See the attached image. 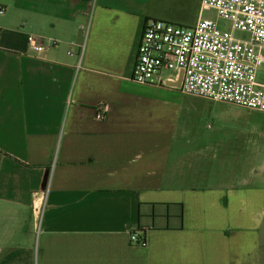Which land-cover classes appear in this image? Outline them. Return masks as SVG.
Returning <instances> with one entry per match:
<instances>
[{"label": "crops", "instance_id": "1", "mask_svg": "<svg viewBox=\"0 0 264 264\" xmlns=\"http://www.w3.org/2000/svg\"><path fill=\"white\" fill-rule=\"evenodd\" d=\"M169 3L0 0V264H264L261 141L220 123L238 105L132 80Z\"/></svg>", "mask_w": 264, "mask_h": 264}, {"label": "built area", "instance_id": "2", "mask_svg": "<svg viewBox=\"0 0 264 264\" xmlns=\"http://www.w3.org/2000/svg\"><path fill=\"white\" fill-rule=\"evenodd\" d=\"M215 9L231 23L222 29L204 13ZM0 7V15L4 13ZM247 32V39L236 31ZM1 32V28H0ZM28 41L39 55L45 46L35 35ZM264 0H200V15L192 26L167 20L146 23L138 47L132 80L167 86L181 78L183 92L217 102H228L264 112ZM165 71L171 72L167 77ZM108 106L101 103L97 118ZM49 187L34 194L33 210L40 223L47 207ZM131 242L146 245V238L131 234Z\"/></svg>", "mask_w": 264, "mask_h": 264}, {"label": "rangeland", "instance_id": "3", "mask_svg": "<svg viewBox=\"0 0 264 264\" xmlns=\"http://www.w3.org/2000/svg\"><path fill=\"white\" fill-rule=\"evenodd\" d=\"M169 6L166 11L177 17V19H170L171 22L182 24L185 26L194 25L200 15V3L199 0H169ZM205 18L214 19L217 21L218 25L222 29H229L231 26L230 21L222 19L218 16L215 9H209L204 13ZM236 35L240 38L247 39L250 35L247 32L236 31ZM171 72L165 71L163 73L164 77L170 75ZM264 75V69L260 70L259 76ZM228 103V102H225ZM231 105H236L229 103ZM226 120L220 122L223 126V131L229 133L231 131H237L241 139L249 135L255 138V142L261 145V156H264V137L262 136L264 132V116L256 110H251L247 107L238 105L237 109L231 110V112L226 116ZM262 168V173H264V165Z\"/></svg>", "mask_w": 264, "mask_h": 264}, {"label": "water", "instance_id": "4", "mask_svg": "<svg viewBox=\"0 0 264 264\" xmlns=\"http://www.w3.org/2000/svg\"><path fill=\"white\" fill-rule=\"evenodd\" d=\"M181 84V78H179L177 81L168 82L167 86L176 87L178 88Z\"/></svg>", "mask_w": 264, "mask_h": 264}]
</instances>
